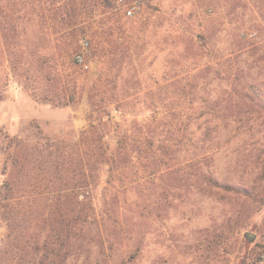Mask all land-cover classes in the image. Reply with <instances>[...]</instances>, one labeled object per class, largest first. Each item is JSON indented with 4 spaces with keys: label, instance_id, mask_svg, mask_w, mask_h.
Listing matches in <instances>:
<instances>
[{
    "label": "rangeland",
    "instance_id": "rangeland-1",
    "mask_svg": "<svg viewBox=\"0 0 264 264\" xmlns=\"http://www.w3.org/2000/svg\"><path fill=\"white\" fill-rule=\"evenodd\" d=\"M70 1L0 0V264L51 242L61 155L90 209L45 263L264 264V0Z\"/></svg>",
    "mask_w": 264,
    "mask_h": 264
},
{
    "label": "trees",
    "instance_id": "trees-1",
    "mask_svg": "<svg viewBox=\"0 0 264 264\" xmlns=\"http://www.w3.org/2000/svg\"><path fill=\"white\" fill-rule=\"evenodd\" d=\"M79 2L80 4L77 3L76 0H71L70 6L74 9H78L80 7H95L98 4L97 0H86V4H83V6H81V0H79ZM90 127L93 128L92 125H90ZM61 156H55V158H52L51 164L56 174L60 173V170L63 169L61 172V183L66 182L68 184V193L63 195V201H61L60 198H57L56 203L54 204L57 209H55V211H51L53 212V219L51 217V219L47 218L43 221L45 225L47 224V227L52 234V240L51 242L48 240L46 241V238L44 242L37 240L30 250L25 249L24 252L25 254L28 253V255L25 257L27 258V262L23 264H52L45 263V261L50 257L58 258L60 254L55 250H61L64 242L70 239H76L84 227V209L89 211L90 206L87 201L78 200L77 191L81 189L86 191L88 186L86 182L79 183L78 179H76L77 176H79L77 174L80 173L82 165L80 162L73 164L70 159L68 161ZM45 165L48 166L49 162L46 161ZM62 205L65 207V209H63V214L61 213ZM33 240L34 239H32V241Z\"/></svg>",
    "mask_w": 264,
    "mask_h": 264
},
{
    "label": "built area",
    "instance_id": "built-area-1",
    "mask_svg": "<svg viewBox=\"0 0 264 264\" xmlns=\"http://www.w3.org/2000/svg\"><path fill=\"white\" fill-rule=\"evenodd\" d=\"M139 4L137 2L132 3L130 6H128L125 10V16L127 18H132L136 15V13L139 11ZM87 47V43L83 42L82 43V48L83 50H85ZM74 61L77 65H79L80 67L86 69L87 65L85 62V55L84 53H80V54H76L74 57Z\"/></svg>",
    "mask_w": 264,
    "mask_h": 264
}]
</instances>
